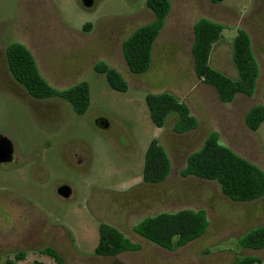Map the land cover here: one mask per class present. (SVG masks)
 Here are the masks:
<instances>
[{
	"label": "rangeland",
	"instance_id": "rangeland-1",
	"mask_svg": "<svg viewBox=\"0 0 264 264\" xmlns=\"http://www.w3.org/2000/svg\"><path fill=\"white\" fill-rule=\"evenodd\" d=\"M168 1L150 68L133 75L122 43L154 20L146 0H96L90 10L80 0H0L1 54L10 42H20L52 87L62 90L83 81L90 98L84 115L50 100L59 120L44 126L30 106L0 88V136L16 153L11 164L0 165V264H55L42 253L46 248L64 264H234L245 256L264 264V249L241 247L248 233L264 225V197L234 202L215 182L181 176L188 155L211 132L264 172V122L253 132L244 121L251 107L264 105V78L251 97L237 95L221 103L214 88L197 80L191 56L194 24L199 19L221 24L210 65L234 79L231 45L252 0ZM98 62L122 75L126 92L112 90L94 71ZM162 92L185 102L197 121L194 129L175 132L174 115L162 128L152 124L145 96ZM97 120L106 121L107 128L96 126ZM152 139L166 151L171 168L164 182L145 185L143 157ZM60 185L70 188L68 199L57 196ZM179 210H204L208 221L205 233L183 247L163 249L133 232L145 217ZM100 222L140 249L95 256ZM17 254L23 259L17 261Z\"/></svg>",
	"mask_w": 264,
	"mask_h": 264
},
{
	"label": "trees",
	"instance_id": "trees-1",
	"mask_svg": "<svg viewBox=\"0 0 264 264\" xmlns=\"http://www.w3.org/2000/svg\"><path fill=\"white\" fill-rule=\"evenodd\" d=\"M218 3L222 0H211ZM146 6L154 20L141 26L122 43V54L129 72L133 75L146 73L151 65L152 48L170 4L168 0H146ZM89 25L84 26V29ZM223 26L207 19H199L193 26L191 56L197 80L211 86L217 92L221 103H230L237 95L251 97L254 94L258 65L251 50L249 38L242 30H237L231 45V60L236 77L229 78L210 65L213 45L221 39ZM7 67L13 79L20 84L26 94L34 100L59 98L68 103L76 115H84L90 105L89 87L86 82L58 90L52 87L39 73L30 51L20 43H9L5 48ZM94 71L105 76L109 87L116 92H126L127 83L114 68L103 62L94 65ZM145 104L149 118L156 128H162L167 118L176 117L174 130L187 132L197 126L196 119L190 114L185 102L170 93L147 94ZM245 125L255 132L264 122V108L256 105L245 115ZM171 164L164 148L157 139H152L144 153L141 181L145 185L164 182L170 172ZM183 177L215 182L221 193L234 202L246 203L264 195V172L255 164L240 157L230 148L219 143L218 134L207 135L202 147L190 153L181 171ZM208 227L204 210H179L174 213H160L143 218L133 227V232L163 249L180 248L202 236ZM241 247L250 250L264 249V225L248 233L241 241ZM140 245L129 241L114 226L100 222L98 241L94 255L115 257L124 252H136ZM55 264H64L55 251L46 248L42 252ZM17 261L22 254L15 256ZM256 256H245L234 264H258ZM4 264H13L6 260ZM31 264H40L32 262Z\"/></svg>",
	"mask_w": 264,
	"mask_h": 264
},
{
	"label": "flooded vegetation",
	"instance_id": "flooded-vegetation-1",
	"mask_svg": "<svg viewBox=\"0 0 264 264\" xmlns=\"http://www.w3.org/2000/svg\"><path fill=\"white\" fill-rule=\"evenodd\" d=\"M95 1L96 0H93V5L90 9L93 8ZM90 9H87V10H90ZM243 17L245 18H242V20L240 19L238 22V24H241V26L236 27V30H242L244 33L247 34L249 38L251 50L253 52L256 63L258 65V77H257V82H258L259 77L264 78V0H252L249 8L245 11V14H243ZM17 43H20V42H17ZM22 45L25 46L24 44ZM5 48L2 54L0 52V88L3 90V92H8L9 94H11L14 98H16L22 104L26 105L27 107L30 106L32 109L30 107L28 108L31 111L36 113V118L38 119L40 124L44 126L57 124L59 118H58V113L55 112V108H54V106L56 107V104L52 103L50 100H61V101L63 100L59 98H53L49 100L31 99L26 94V91L23 89V87L13 79L7 67V62H6V57H5ZM258 52L260 55H257ZM30 53L32 55L31 51ZM231 54H232V49H231ZM256 89H257V84H256L255 91ZM63 103L66 106L68 105V103H66L65 101H63ZM259 106L264 108V105H259ZM52 134H54V132ZM15 159H16V153L13 147V154H12L11 162L6 163V164H0V165L11 164ZM262 197H264V195Z\"/></svg>",
	"mask_w": 264,
	"mask_h": 264
},
{
	"label": "water",
	"instance_id": "water-1",
	"mask_svg": "<svg viewBox=\"0 0 264 264\" xmlns=\"http://www.w3.org/2000/svg\"><path fill=\"white\" fill-rule=\"evenodd\" d=\"M80 5L84 9H90L93 5V0H80ZM96 126L101 129L107 128V123L104 120H97ZM13 154V147L11 142L3 136H0V164L11 162ZM70 188L67 185H60L56 188V194L61 199H68L70 196Z\"/></svg>",
	"mask_w": 264,
	"mask_h": 264
}]
</instances>
